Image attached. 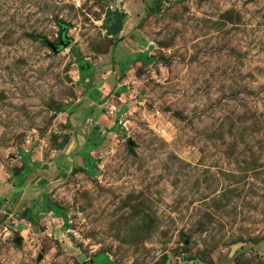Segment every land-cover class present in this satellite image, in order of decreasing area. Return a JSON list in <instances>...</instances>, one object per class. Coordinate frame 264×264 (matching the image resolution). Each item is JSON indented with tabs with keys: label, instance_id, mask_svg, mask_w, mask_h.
I'll return each instance as SVG.
<instances>
[{
	"label": "rangeland",
	"instance_id": "374dc122",
	"mask_svg": "<svg viewBox=\"0 0 264 264\" xmlns=\"http://www.w3.org/2000/svg\"><path fill=\"white\" fill-rule=\"evenodd\" d=\"M31 172L0 264H264V0H0V173Z\"/></svg>",
	"mask_w": 264,
	"mask_h": 264
},
{
	"label": "crops",
	"instance_id": "0c3cea01",
	"mask_svg": "<svg viewBox=\"0 0 264 264\" xmlns=\"http://www.w3.org/2000/svg\"><path fill=\"white\" fill-rule=\"evenodd\" d=\"M127 40H128V38L123 36L117 42L116 45L121 46L122 44L123 45L127 44V46H128ZM127 53H132V52L127 51ZM99 84H100V82H99ZM97 86H98V84L95 86V90L93 91V95L98 94V87ZM97 96L100 97V95H97ZM65 159H67V158H65ZM55 162L57 164V161H55ZM58 171L59 170H57V173H58ZM6 176H7V178H6ZM31 182L35 184L34 186H36V184H41L44 182V177L42 174H39V172H36V174H34V172L33 173L31 172V177H28V178L25 177L23 179L17 178L16 176H10L9 174H5V176H3V174L0 173V212H2L5 209L13 210L14 208L18 207L19 206V199H20L19 197H21L23 195V193L26 192V188L28 187L27 184L31 183Z\"/></svg>",
	"mask_w": 264,
	"mask_h": 264
},
{
	"label": "trees",
	"instance_id": "16d2710c",
	"mask_svg": "<svg viewBox=\"0 0 264 264\" xmlns=\"http://www.w3.org/2000/svg\"><path fill=\"white\" fill-rule=\"evenodd\" d=\"M100 101H101V100H98V102H100ZM96 130H97V126H93V128L91 129V132H90L89 137H86V138H85L87 144H90V143H92V142L94 141V139H93V137H92V134H93V132L96 131ZM92 131H93V132H92ZM86 152H87V147H84V150H83V153L81 154V157L84 158V157H85L84 154H85ZM86 160H87V159H86ZM76 169H80V167L75 168V170H76ZM103 258L105 259V263H106V261H107V260H106V257L103 256ZM86 263H87V264H98V263H95L94 260H93V262H86ZM105 263H104V264H105Z\"/></svg>",
	"mask_w": 264,
	"mask_h": 264
},
{
	"label": "water",
	"instance_id": "95a60500",
	"mask_svg": "<svg viewBox=\"0 0 264 264\" xmlns=\"http://www.w3.org/2000/svg\"><path fill=\"white\" fill-rule=\"evenodd\" d=\"M110 28H111V27H110ZM61 45H63L61 38H60L58 44H56V45L49 44V46H50V48L52 49L53 52L56 51L57 48L60 47Z\"/></svg>",
	"mask_w": 264,
	"mask_h": 264
},
{
	"label": "built area",
	"instance_id": "2783aa9c",
	"mask_svg": "<svg viewBox=\"0 0 264 264\" xmlns=\"http://www.w3.org/2000/svg\"><path fill=\"white\" fill-rule=\"evenodd\" d=\"M107 108V107H106ZM108 111H111V107L107 108Z\"/></svg>",
	"mask_w": 264,
	"mask_h": 264
},
{
	"label": "flooded vegetation",
	"instance_id": "af4514ba",
	"mask_svg": "<svg viewBox=\"0 0 264 264\" xmlns=\"http://www.w3.org/2000/svg\"><path fill=\"white\" fill-rule=\"evenodd\" d=\"M110 19H111V18H110ZM110 19H108V23H109V20H110ZM85 264H86V263H85Z\"/></svg>",
	"mask_w": 264,
	"mask_h": 264
}]
</instances>
